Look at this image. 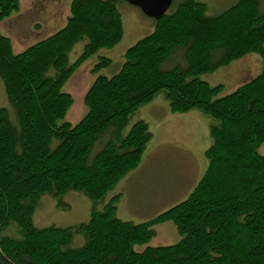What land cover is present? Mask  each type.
<instances>
[{"label": "trees", "instance_id": "obj_1", "mask_svg": "<svg viewBox=\"0 0 264 264\" xmlns=\"http://www.w3.org/2000/svg\"><path fill=\"white\" fill-rule=\"evenodd\" d=\"M121 0H72L62 29L15 53L0 33V79L17 122L0 107V233L12 222L21 239L0 235V264H264V12L260 0H237L221 14L206 3L174 0L171 12L130 47L112 77L100 57L84 96L86 114L63 122L74 104L64 91L77 70L124 38ZM20 0H0V23ZM85 41L74 63L70 54ZM250 53L262 72L230 94L202 76ZM176 58L183 61L164 68ZM165 92L173 113L199 110L213 120L209 167L183 202L144 222L118 218V184L137 169L153 133L132 115ZM82 192L94 203L79 225L38 228L40 199ZM112 194L110 198L109 195ZM173 223L180 240L151 246L156 226ZM77 235L85 243L68 248ZM143 246V250L136 248Z\"/></svg>", "mask_w": 264, "mask_h": 264}, {"label": "rangeland", "instance_id": "obj_2", "mask_svg": "<svg viewBox=\"0 0 264 264\" xmlns=\"http://www.w3.org/2000/svg\"><path fill=\"white\" fill-rule=\"evenodd\" d=\"M63 1L64 0H20L19 11L0 23V33L11 39L12 47L15 53L24 51L27 47L36 43L35 41L40 38L42 39V37H45L47 33H50L53 29H56V25L58 24L56 23V16L61 17V15L64 16L66 14L63 7ZM65 1L67 3L68 0ZM198 1L207 4V14L212 16L223 13L232 7L236 2L234 0ZM260 2V10L264 12V0H260ZM119 8L124 21V38L121 43H119L113 49L100 50L96 55L87 60L70 78L64 87V91L70 93L73 96L74 104L63 122H69L72 125H75L82 119L87 111L84 105V96L97 78V75L101 74L107 77H112L118 73L122 64L124 63L125 52L130 47L135 45L137 41L149 35L155 28L154 20L145 16L139 8L130 5L126 1H121L119 3ZM173 9L174 6L170 8L169 12H171ZM40 26L45 29V33L38 29ZM38 31H41V34L36 35L37 33L35 32ZM85 43V41H81L76 45L75 49L70 54L71 63H74L83 53ZM250 55L256 56L260 59V61H262V58L257 53L247 54L246 56L240 58L239 61ZM100 57H109L113 64L109 68L102 70L99 74H93L92 70L98 63ZM182 61L183 60L181 58H176L174 61H171V63H166L164 68H171L177 64H180ZM232 64L229 67H222L213 73L202 76V79L208 81L212 86H224L221 96L232 93L237 87L244 84V82L237 80V75L240 73V70L244 68V66L241 63L238 65ZM158 97V102L160 103L164 101L169 102L165 92H161ZM144 106L145 105L140 107L132 115L130 124L125 130V134L130 131L135 121H137L139 117L143 116L142 108ZM0 107L7 108L10 113L11 121L13 123L17 122L15 110L9 103L4 84L1 79ZM260 153L264 155V144L260 148ZM176 172L177 170H174V173ZM112 194L113 193H111L108 198H110ZM61 202L62 204L60 205L59 201L56 200L51 194L43 195L40 199L38 209L34 217L35 226L40 229L50 226L67 228L88 222L91 219V212L94 203L87 195L83 194L82 192L71 191L62 197ZM170 225L175 228L173 223ZM20 230L21 229L19 226L12 222L7 228L1 231L0 235L2 237L21 239L22 235ZM177 232L178 231L175 229L174 236L176 237L177 234L178 239L180 240L181 236ZM161 233L162 232H160V235ZM160 240L161 239L158 237L157 240H155V243H160ZM84 243V236L77 235L68 248L77 249L83 246ZM143 248L145 247L138 246L136 249L141 251Z\"/></svg>", "mask_w": 264, "mask_h": 264}, {"label": "crops", "instance_id": "obj_3", "mask_svg": "<svg viewBox=\"0 0 264 264\" xmlns=\"http://www.w3.org/2000/svg\"><path fill=\"white\" fill-rule=\"evenodd\" d=\"M71 2L72 0L67 3L63 1L66 14L56 16V29L46 36L65 27L70 16ZM38 29L45 33L43 27ZM41 31L35 32L36 35L41 34ZM239 63L244 68L237 75V80L244 84L262 72V61L256 56L250 55L231 64ZM158 99L157 96L146 104L142 108L143 116L137 119L146 121L153 133L142 162L115 189V194L121 195L118 218L136 224L150 221L185 201L199 185L209 167L207 150L212 145L210 129L213 120L199 110L173 113L168 101L160 103ZM174 170L177 172L174 173ZM170 224L156 226L157 234L150 243L151 246L172 245L179 241L177 234L174 236L176 227L173 228ZM158 237L161 239L160 243H155Z\"/></svg>", "mask_w": 264, "mask_h": 264}, {"label": "water", "instance_id": "obj_4", "mask_svg": "<svg viewBox=\"0 0 264 264\" xmlns=\"http://www.w3.org/2000/svg\"><path fill=\"white\" fill-rule=\"evenodd\" d=\"M126 1L132 6L141 10V12L155 20L159 21L164 17L173 5L174 0H121Z\"/></svg>", "mask_w": 264, "mask_h": 264}]
</instances>
